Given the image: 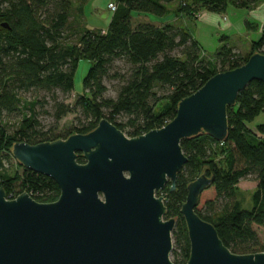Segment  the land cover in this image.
<instances>
[{"label":"trees","instance_id":"obj_1","mask_svg":"<svg viewBox=\"0 0 264 264\" xmlns=\"http://www.w3.org/2000/svg\"><path fill=\"white\" fill-rule=\"evenodd\" d=\"M174 1L113 0L117 10L107 29L91 30L72 25L79 11L72 0H0V185L8 197L28 192L38 203H54L61 194L52 179L18 162L23 173L10 174L5 162L13 161L16 143L34 146L62 139L58 124L70 114L79 115L74 130L82 135L94 131L104 119L129 138L162 129L175 119L179 103L211 78L243 66L257 53L264 55V25L261 38L246 56L228 46L223 37L210 60L202 56V47L187 28L134 22L136 16L166 19L175 13L170 10ZM262 2L180 0L176 14L194 19L205 11L223 14L229 6L253 10ZM82 60L93 66L83 81L85 94L72 107L61 95L69 97L74 92ZM107 80L118 82L115 98L106 97ZM44 94L50 96L55 121V127L47 131L38 120L39 111H46L49 103ZM163 102L165 108L157 112ZM263 112L264 84L254 81L227 110L229 131L224 142L208 135L182 141L188 163L178 176L176 190L172 192L169 183L157 194L166 205L164 219H176L174 264H187L190 259L191 244L181 209L187 187L201 177L204 167L214 182L200 197L198 216L215 227L233 254L264 252L257 232V228L264 231V125L249 127ZM13 120L17 125L9 129ZM78 162L84 163L82 156ZM249 177L257 182L251 210L244 209L237 198L240 182Z\"/></svg>","mask_w":264,"mask_h":264},{"label":"water","instance_id":"obj_2","mask_svg":"<svg viewBox=\"0 0 264 264\" xmlns=\"http://www.w3.org/2000/svg\"><path fill=\"white\" fill-rule=\"evenodd\" d=\"M254 81L264 84L259 53L182 100L175 119L162 129L128 138L104 119L86 135L34 146L16 143L14 160L52 179L61 194L54 203H38L25 192L8 200L0 188V264H174L176 219H164L166 205L157 194L169 183L176 190L188 163L183 140L227 139V110ZM213 182L203 172L187 187L181 209L191 244L187 264H264V252L233 254L196 213Z\"/></svg>","mask_w":264,"mask_h":264},{"label":"rangeland","instance_id":"obj_3","mask_svg":"<svg viewBox=\"0 0 264 264\" xmlns=\"http://www.w3.org/2000/svg\"><path fill=\"white\" fill-rule=\"evenodd\" d=\"M72 1L75 4V8L79 10V11H76V15H77V16L75 15L76 18L74 20L72 19L71 21L72 25L76 26L77 28H80V27L87 28L88 26H90V27H95L99 29H107L111 21V18L114 14L113 11L109 8L113 0H72ZM79 4H81V8H79L80 7ZM177 4L179 6L180 3L177 2ZM262 4H264V2H262L260 5L262 6ZM260 10H258L257 12H259ZM246 11L248 10H236V9L230 8V10L227 12L225 23H238L241 19H243L242 17L245 16ZM206 14H208L207 15L208 18L214 15V13H210V12H207ZM170 16H168L167 18L170 19ZM148 18L149 17H145V16H136L134 17V22L135 23L139 21L149 22ZM244 19H247V18H244ZM177 21H179L176 23L178 27L187 28L190 31L191 35H193L194 37H197L199 33V31L197 30V26L199 27V25L196 19H193V17L188 18L184 16V17L179 18V20ZM256 23H257L256 25H259V27H262L264 25L263 21H257ZM201 27L203 28L202 25ZM237 30H238V27H237ZM250 33L253 36L254 30H251ZM217 35H218V40H221L224 37L222 33L221 34L219 33L218 27L213 28V30H210V33H205L204 36L201 33V37L199 38L200 43L203 45V47H205V51H207V53L212 56L215 54L214 49H213L214 46L212 42L213 40L217 39ZM227 41H229V39ZM230 43L232 45H238L237 43H240L242 46H244L246 43L245 36L240 33L233 34L231 36ZM92 66H93V63L88 60L80 61L79 67H78V70L75 76V81H74L75 83L74 92L69 97H63L61 95L62 99L65 101L66 104L73 107L78 97L85 94L84 87H83V81ZM105 84L107 87L106 97L115 98L116 90L118 87V82L107 80ZM45 96L47 97L46 100L49 103L45 105L46 111H39L38 120L41 126L45 128L44 131H47L55 127V121L52 117V112H51L52 103L50 100V96H47V95ZM39 98H44V97L43 95H41V97ZM165 104L166 103L163 102L158 108L157 112H160L162 109H164ZM78 118H79V115L70 114L58 124V132H60L61 136L63 137L60 140H67L69 136L76 134L74 129L78 127ZM17 122L18 121H15V120L11 121L9 123V129H14L17 125ZM255 124L264 125V112L256 119ZM1 157H2V154L0 153V158ZM220 158L217 157V159L215 160H218ZM219 165L221 166V163H219ZM5 168L10 170V174L12 176L18 173L19 174L23 173V168H20V166L18 165L17 161L14 160V158L12 162H8V161L5 162ZM207 170H208V167H204L202 173L204 172V175H205V172H207ZM0 188H1V185H0ZM256 189H257V182L254 177H249L240 182L238 186V190H237L238 191L237 198L240 201L244 209L251 210L253 208V195ZM257 232L260 236L261 244H264L263 229L257 228ZM173 248H174V241H173ZM171 260H172V256H171Z\"/></svg>","mask_w":264,"mask_h":264},{"label":"crops","instance_id":"obj_4","mask_svg":"<svg viewBox=\"0 0 264 264\" xmlns=\"http://www.w3.org/2000/svg\"><path fill=\"white\" fill-rule=\"evenodd\" d=\"M177 2L180 3V0H175L174 3H172V5L170 6L171 12H175V13L171 14L170 19L169 18L158 19L155 17L148 16L149 22L157 24V25H162L165 23H171V24L176 25V23L179 22L177 20H179V18H181V17H184V15L176 14V10L178 7ZM230 8L235 9L233 6H229L225 13H223V14H215L214 13V15L211 16L210 18H208V16H207L208 14H206L207 12L205 11V12L200 13L198 16H196L194 18L198 21L199 27L197 26V30L199 31V33H198L197 37H194L193 35L192 36L199 43V45L202 47V50H203L202 56L205 59L214 60L216 53L218 52V50L222 46V44L220 43V40H218V35H217V39L213 40V42H212V44L214 46L213 49L215 52V54L212 56V55H209L207 53V51H205V47H203V45L200 43L199 38L201 37V33L204 36L205 33H210V30H213V28L218 27L219 33L220 34L222 33L224 35V37L227 38V40L229 39V41H227L228 46L235 49L238 53H241L243 56H246L247 54H249V52L251 51V47H252L253 42L258 41L261 38V33H262L261 28L262 27H259V25H256L257 24L256 22L257 21H263L264 22V4H262V6L258 5L253 10L246 11L245 16L242 17L243 19H241L238 23H225V18L227 16V12L230 10ZM260 9H262V10H260ZM258 10H260V11L257 12ZM244 18H247V19H244ZM201 22L204 24H202ZM247 23L256 25V26H254L255 29L252 26H250V28H248ZM201 25L203 26V28L201 27ZM237 27H238V30H237ZM87 28L91 29V30L99 29V28L90 27V26H88ZM103 30H106V29H103ZM251 30H254L253 36L250 33ZM238 33L245 36L246 43L244 46H242L240 43H237L238 45H232L230 43L231 36L233 34H238ZM255 121H254V123L249 125L250 128L255 129L257 126H259V125L255 124Z\"/></svg>","mask_w":264,"mask_h":264},{"label":"built area","instance_id":"obj_5","mask_svg":"<svg viewBox=\"0 0 264 264\" xmlns=\"http://www.w3.org/2000/svg\"><path fill=\"white\" fill-rule=\"evenodd\" d=\"M109 8L113 11V13L116 12V10H117L116 5H114L113 3L110 5ZM25 193L28 194V195L33 199L32 194H30V193H28V192H25ZM18 196H19V195H18ZM18 196H15L14 198L11 197V196H9V197L7 196V199H8V200H15Z\"/></svg>","mask_w":264,"mask_h":264},{"label":"flooded vegetation","instance_id":"obj_6","mask_svg":"<svg viewBox=\"0 0 264 264\" xmlns=\"http://www.w3.org/2000/svg\"><path fill=\"white\" fill-rule=\"evenodd\" d=\"M128 138H129V137H128ZM79 156H81V155H79ZM79 156H78V157H79Z\"/></svg>","mask_w":264,"mask_h":264}]
</instances>
